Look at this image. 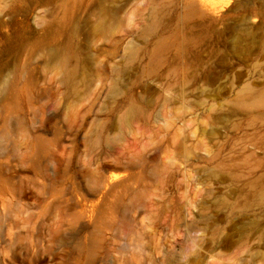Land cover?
Masks as SVG:
<instances>
[{
	"label": "rangeland",
	"instance_id": "374dc122",
	"mask_svg": "<svg viewBox=\"0 0 264 264\" xmlns=\"http://www.w3.org/2000/svg\"><path fill=\"white\" fill-rule=\"evenodd\" d=\"M0 217V264H264V0H0Z\"/></svg>",
	"mask_w": 264,
	"mask_h": 264
},
{
	"label": "bare ground",
	"instance_id": "6f19581e",
	"mask_svg": "<svg viewBox=\"0 0 264 264\" xmlns=\"http://www.w3.org/2000/svg\"><path fill=\"white\" fill-rule=\"evenodd\" d=\"M98 27H100V24L99 23H97V25H96V28H98ZM56 59H57V62L61 65V66H63V64H64V58H62V57H59L58 55L56 56ZM121 175H123V173L122 172H112V174L110 175V178H109V180L111 181V180H115V179H117L118 177H120ZM16 217V216H15ZM0 218H2V217H0Z\"/></svg>",
	"mask_w": 264,
	"mask_h": 264
}]
</instances>
